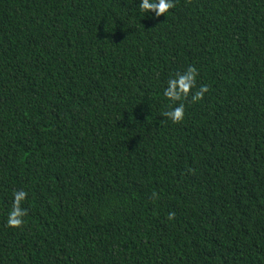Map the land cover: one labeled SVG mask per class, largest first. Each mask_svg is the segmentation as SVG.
I'll return each mask as SVG.
<instances>
[{
	"label": "trees",
	"instance_id": "16d2710c",
	"mask_svg": "<svg viewBox=\"0 0 264 264\" xmlns=\"http://www.w3.org/2000/svg\"><path fill=\"white\" fill-rule=\"evenodd\" d=\"M0 264H264V0H0Z\"/></svg>",
	"mask_w": 264,
	"mask_h": 264
},
{
	"label": "clouds",
	"instance_id": "9594fccd",
	"mask_svg": "<svg viewBox=\"0 0 264 264\" xmlns=\"http://www.w3.org/2000/svg\"><path fill=\"white\" fill-rule=\"evenodd\" d=\"M174 7V0H139V9L143 16L146 13L154 12L156 16L164 15L169 9ZM197 70L188 67L184 72L176 75L167 81L164 89V96L170 101L186 98L195 87ZM208 91L207 86L201 85L199 91L192 95L193 101L199 100ZM184 104L179 103L170 111L164 113L171 121L179 122L184 118ZM27 193L23 190L13 193L12 209L7 216V224L10 227H20L24 223L27 210L21 207V202L25 200Z\"/></svg>",
	"mask_w": 264,
	"mask_h": 264
}]
</instances>
